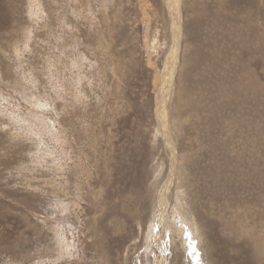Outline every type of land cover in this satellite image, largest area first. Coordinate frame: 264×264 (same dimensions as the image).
I'll list each match as a JSON object with an SVG mask.
<instances>
[{
    "label": "rangeland",
    "instance_id": "374dc122",
    "mask_svg": "<svg viewBox=\"0 0 264 264\" xmlns=\"http://www.w3.org/2000/svg\"><path fill=\"white\" fill-rule=\"evenodd\" d=\"M0 264H264V0H0Z\"/></svg>",
    "mask_w": 264,
    "mask_h": 264
},
{
    "label": "bare ground",
    "instance_id": "6f19581e",
    "mask_svg": "<svg viewBox=\"0 0 264 264\" xmlns=\"http://www.w3.org/2000/svg\"><path fill=\"white\" fill-rule=\"evenodd\" d=\"M170 1H172V0H170ZM171 3V2H170ZM174 3H175V1H174ZM171 5V4H170ZM178 5V4H177ZM174 15V14H173ZM174 19H175V17H174ZM174 21V20H173ZM177 21V20H176ZM182 21V20H181ZM174 24H175V22H174ZM174 26V25H173ZM177 26V25H176ZM176 26H175V28H176ZM172 27V26H171ZM174 28V27H173ZM179 29V28H178ZM177 31V30H176ZM177 33L175 32V35H176ZM175 41H176V39H175ZM177 44V43H176ZM173 50H174V47L172 48ZM176 49V48H175ZM178 49V48H177ZM176 49V50H177ZM172 50V51H173ZM176 50H174V51H176ZM173 53L174 52H172V56H173ZM171 56V59L172 60H170L171 62H173V57ZM174 58H175V55H174ZM177 60V59H176ZM175 62V61H174ZM168 68H170L169 66H168ZM172 69V67L170 68V70ZM168 74V73H167ZM165 79V78H164ZM164 82V81H163ZM164 84V83H163ZM162 84V86H164ZM167 83H165V85H166ZM169 85V84H168ZM168 85H166V86H168ZM169 87V86H168ZM163 88V87H162ZM164 89V88H163ZM167 88H165L164 89V91L166 90ZM169 89V88H168ZM161 93H163V92H161ZM165 93V95H166V92H164ZM163 96V95H162ZM162 98H164V101H166V96L165 97H162ZM160 100H161V98H160ZM163 100V99H162ZM161 100V101H162ZM163 101V103L165 104V102ZM159 108V107H158ZM162 108V107H161ZM161 110V109H160ZM158 111V110H157ZM164 109L159 113V114H161V116L163 117V119H165V114H164ZM158 114V113H157ZM162 119V118H161ZM160 119V120H161ZM165 126H166V124H164L163 123V120L161 121V128H163V131L165 130ZM164 135H165V141L167 142L166 144L168 145V147L171 149V151H172V154H173V159H172V162H171V167H170V171H168V172H170V174H169V176H168V178H167V181H165L163 184H164V187H166L171 181H172V178H173V175H174V169H175V151H174V147L172 146L173 144L170 142V137H169V134L167 135V133H166V131H164ZM170 151V150H169ZM170 155H171V153H170ZM172 183V182H171ZM172 185V184H171ZM169 186V185H168ZM167 186V187H168ZM166 187V188H167ZM163 188V187H162ZM162 190H164V189H162ZM166 190V189H165ZM166 192V191H165ZM161 193H164V192H161ZM163 196H165V193L163 194ZM161 197V196H160ZM164 199H166V198H164ZM162 202H163V198L161 197V199H160V205H161V207H162ZM161 218H162V212L160 211V215H159V217L157 218L158 219V224H160V222H161ZM163 222V221H162ZM162 225V224H161ZM158 235V234H157ZM157 237V236H156Z\"/></svg>",
    "mask_w": 264,
    "mask_h": 264
}]
</instances>
